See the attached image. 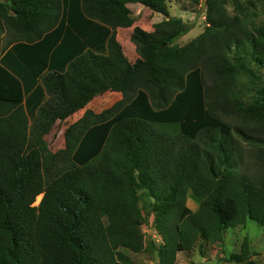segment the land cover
Instances as JSON below:
<instances>
[{
  "label": "trees",
  "instance_id": "trees-1",
  "mask_svg": "<svg viewBox=\"0 0 264 264\" xmlns=\"http://www.w3.org/2000/svg\"><path fill=\"white\" fill-rule=\"evenodd\" d=\"M226 1L205 0L203 31L180 46L194 26L167 0H0V264H135L128 253L148 251L177 264L247 221L264 229V21ZM131 4L162 15L157 30L133 27ZM129 28L133 63L116 38ZM81 70L115 73L120 100L77 105ZM77 107L51 152V121ZM150 216L159 244L144 239ZM251 254L245 236L226 261Z\"/></svg>",
  "mask_w": 264,
  "mask_h": 264
},
{
  "label": "rangeland",
  "instance_id": "rangeland-1",
  "mask_svg": "<svg viewBox=\"0 0 264 264\" xmlns=\"http://www.w3.org/2000/svg\"><path fill=\"white\" fill-rule=\"evenodd\" d=\"M226 8L228 12L232 15L238 14V9H235V5L243 7L248 10L250 21H255L256 24L264 21V0H228L226 1ZM168 12L170 17L180 18L183 22L193 24L192 30H190L186 35L182 36L177 40V44L182 46L188 43L190 40L198 36L205 27L204 12H201L200 7H195L189 2V0H167L166 2ZM134 18V26L140 27L144 31L152 32L157 30L159 23L162 21L163 16L151 12L150 10L142 7L138 4L128 5ZM198 9H200L198 11ZM132 27V28H133ZM132 28L129 29H117L116 38L122 47V55L127 61L133 63L137 59V54L134 45L130 42V35ZM8 37L4 36L2 38L1 47L3 48L6 44ZM91 68V67H89ZM96 68H92L94 70ZM79 74L82 77H87L91 81V85L87 88H83L81 92V101L89 98V102L85 108H89L94 112H101L102 110L108 108L112 102L115 101V92H112L111 87L115 83L116 75L111 73L109 77L106 74L98 75L97 72H88L81 70ZM261 74V73H260ZM259 74V75H260ZM102 76V77H100ZM111 77V78H110ZM100 78H110L101 82ZM246 84H250L249 76L242 77ZM98 80V81H97ZM253 91L248 92L247 98L250 102L255 98ZM76 105V106H77ZM74 111L71 119L60 122L58 119H53L51 121V129L48 134L44 137L49 150L53 153H57L63 148V132L65 128L76 121L78 117L82 114L83 110ZM246 155V159L248 158ZM248 164L250 162L248 161ZM41 198V197H40ZM40 198L34 203L37 206ZM186 205L191 209H196V204L191 200L187 199ZM152 216L149 217L146 224H143L141 229L144 234V239L154 241L155 244L160 243V237L150 225ZM249 240L251 248V258L257 264H264V229L255 221H247L246 225L243 227L228 229L223 234V239L219 243L215 244H205L203 247L198 248L195 246L191 251L180 252L177 254L176 263L177 264H232L226 261L230 253H237L239 251L240 244L244 237ZM135 264H158L157 253L154 251L143 252L140 254L128 253Z\"/></svg>",
  "mask_w": 264,
  "mask_h": 264
},
{
  "label": "crops",
  "instance_id": "crops-1",
  "mask_svg": "<svg viewBox=\"0 0 264 264\" xmlns=\"http://www.w3.org/2000/svg\"><path fill=\"white\" fill-rule=\"evenodd\" d=\"M120 98H121L120 93H115V95H114V99H115V101H114V102L120 100ZM114 102H112V104H113ZM112 104H111V105H112ZM111 105H110V106H111Z\"/></svg>",
  "mask_w": 264,
  "mask_h": 264
},
{
  "label": "water",
  "instance_id": "water-1",
  "mask_svg": "<svg viewBox=\"0 0 264 264\" xmlns=\"http://www.w3.org/2000/svg\"><path fill=\"white\" fill-rule=\"evenodd\" d=\"M204 10H205V0H202L201 12H204Z\"/></svg>",
  "mask_w": 264,
  "mask_h": 264
},
{
  "label": "bare ground",
  "instance_id": "bare-ground-1",
  "mask_svg": "<svg viewBox=\"0 0 264 264\" xmlns=\"http://www.w3.org/2000/svg\"><path fill=\"white\" fill-rule=\"evenodd\" d=\"M40 197H38L37 199H39Z\"/></svg>",
  "mask_w": 264,
  "mask_h": 264
}]
</instances>
